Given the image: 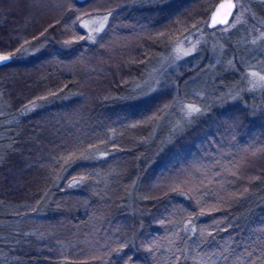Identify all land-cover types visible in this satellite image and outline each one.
Returning <instances> with one entry per match:
<instances>
[{"label":"trees","instance_id":"trees-1","mask_svg":"<svg viewBox=\"0 0 264 264\" xmlns=\"http://www.w3.org/2000/svg\"><path fill=\"white\" fill-rule=\"evenodd\" d=\"M218 1L0 0V264H264V0L165 49Z\"/></svg>","mask_w":264,"mask_h":264},{"label":"rangeland","instance_id":"rangeland-1","mask_svg":"<svg viewBox=\"0 0 264 264\" xmlns=\"http://www.w3.org/2000/svg\"><path fill=\"white\" fill-rule=\"evenodd\" d=\"M137 1H148L151 2L153 0H137ZM166 2L168 0H157ZM236 4V20H241L242 15L244 13H247V8L244 5V3L241 0H234ZM216 3L213 4V6L207 8L209 10L207 16L205 19H201L199 17H195L190 21H176V24L172 27L171 32H169V35L171 38L167 39L166 41H170V46L166 47L165 49L168 50L169 48V55L167 58H170L169 61H172L174 59H180L187 56H192L197 50V45L201 41H205L207 39V36H205L204 33L201 31V25H204L207 23L213 8L215 7ZM207 10V11H208ZM234 12V13H235ZM234 15V14H233ZM107 14H91L89 16H84L78 21V26L84 31L85 37L89 40H92L94 35L99 32L103 26L105 25V19ZM258 24L264 28V21L257 20ZM203 23V24H201ZM168 35V36H169ZM70 40V39H67ZM263 65H257L258 67V74L261 77H264V71L262 69ZM250 79H252L250 77Z\"/></svg>","mask_w":264,"mask_h":264},{"label":"water","instance_id":"water-1","mask_svg":"<svg viewBox=\"0 0 264 264\" xmlns=\"http://www.w3.org/2000/svg\"><path fill=\"white\" fill-rule=\"evenodd\" d=\"M77 1H83V0H77ZM235 10H236V4L234 0L218 1L215 7L213 8V11L208 19V23H207L208 28H215L227 24L231 20ZM5 56L6 55H0V65L10 60L9 56H6L8 57L7 60H3L2 58Z\"/></svg>","mask_w":264,"mask_h":264},{"label":"snow or ice","instance_id":"snow-or-ice-1","mask_svg":"<svg viewBox=\"0 0 264 264\" xmlns=\"http://www.w3.org/2000/svg\"><path fill=\"white\" fill-rule=\"evenodd\" d=\"M3 60H7L8 59V57H3L2 58ZM261 80H264V77H261ZM190 111H199V109H190Z\"/></svg>","mask_w":264,"mask_h":264}]
</instances>
